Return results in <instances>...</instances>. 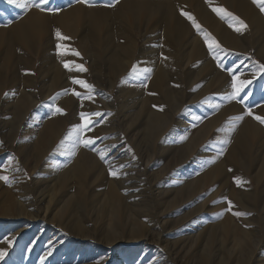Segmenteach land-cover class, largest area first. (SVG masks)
I'll return each instance as SVG.
<instances>
[{"label":"bare ground","instance_id":"1","mask_svg":"<svg viewBox=\"0 0 264 264\" xmlns=\"http://www.w3.org/2000/svg\"><path fill=\"white\" fill-rule=\"evenodd\" d=\"M28 2L39 3V0ZM111 2L105 7H95L88 0H74L65 8L55 6L54 11L30 7L10 25L0 27V87L7 84L10 90L15 91L9 101V113H0V120L6 122L12 117L13 122L21 121L27 114L34 117L38 112L50 115L44 123L38 144L28 151L34 164L42 162V153L54 141L59 144L72 141L74 150L69 155L72 158L70 166L63 170L60 177L52 176L51 183L46 181V187L52 189L56 180L61 184L74 177L77 180L74 188L76 196L80 197L82 179L88 177L96 182L94 189L103 190L108 199V209L102 211L110 222L107 230H97L93 219L83 212L87 209L81 204L63 203L55 211L47 204L42 217H46L48 210L51 213L54 211L46 220L56 219L65 234L82 239L90 236L111 239L116 235V222L121 217L119 210L123 209L119 192L124 186H120L117 178L132 174L145 177L147 173L141 168L124 167L128 156L132 155L139 161L141 153L145 151L147 165L153 156L169 150L168 145L173 140H180L179 134L182 132L186 134V139L173 151L180 159H187L193 150L197 154L200 150V153L207 142L213 145L220 143L226 150L227 141L231 140L232 144H229L223 156L225 159L219 157V162L202 173L197 183L206 184L214 177L224 178L236 173L254 177L257 182L255 196L242 193L239 189L227 192L232 204L253 212L233 226L229 218L220 220L221 234L230 236L239 247L237 255L226 245V255L217 253L215 260L203 257L199 264H264V225L250 224L256 222L254 219L257 217L260 221L264 220V192L259 188L258 180L264 177V123L254 118H264V99L260 101L261 97L255 95L256 91L251 95L256 82L251 83L253 77L250 76V79L249 75L252 72L255 74L257 68L248 67L250 71L241 74L247 64L233 56L234 52L249 50L264 56V12L253 0ZM213 8H222L233 14L244 21L246 27L236 31L235 28L240 25L231 17L222 19L223 13L218 15ZM182 12L191 14L201 31L193 27ZM57 31L68 39L57 37ZM205 34L211 38L209 43L214 39L219 44V49L213 46V50H209ZM65 63L70 65L71 71L64 67ZM77 65L85 71H80ZM39 67L43 70L52 68L54 72L50 78L40 80V98L31 91ZM89 71L93 75V82L101 87L106 86L108 91L102 90V94L95 92ZM233 77H236L237 86L240 81L248 83L235 99H229L234 90ZM74 80L93 86L92 91L73 83ZM114 90L116 98L112 94ZM75 93L80 94L79 99ZM57 107L62 109V113L55 112ZM81 113L101 114L88 117L93 123L89 125L90 130L84 133V138L94 140L88 147L80 143L76 136H68L71 129L84 123ZM188 115L192 118L191 123L184 120ZM190 125L194 127L192 131L190 128L186 130ZM8 135L10 141L14 139V135L13 138L11 134ZM100 153H104L103 160ZM159 160L157 155L153 163ZM111 171L117 175H111ZM159 172L162 175L165 170L160 169ZM196 186L187 182L186 188L173 187L171 191L188 193ZM42 193L39 200L49 203L48 195L51 193ZM51 200L53 206L59 201L58 198ZM22 214L32 220L41 217L31 211H22ZM124 214H127L126 210ZM141 227L131 226L127 236H137ZM29 229L30 225L24 224L13 236ZM215 231L216 228L211 227L202 232V242L214 237ZM26 232L19 241L32 231ZM41 233L34 236L32 244L39 240ZM254 237H262L261 244H252ZM20 247H23V243ZM41 261V264L48 263L43 257ZM126 261L123 264L131 263Z\"/></svg>","mask_w":264,"mask_h":264},{"label":"rangeland","instance_id":"2","mask_svg":"<svg viewBox=\"0 0 264 264\" xmlns=\"http://www.w3.org/2000/svg\"><path fill=\"white\" fill-rule=\"evenodd\" d=\"M73 2L74 0H47V3L41 4V7L46 10L51 8L54 10L55 6L65 8ZM88 2L95 7L101 5L105 7L112 3L111 0H88ZM24 10L15 3H10L9 0H0V27L10 25L12 20L24 13ZM233 56L237 61L247 64L241 74L249 72L251 66L257 68L255 74L252 72L249 75V77H253L251 83L256 82V85L252 87L251 95H254L256 91L255 95L259 96L258 98L261 97L259 100L264 99V71L260 68L261 65H264V56L257 55L252 50L234 52ZM38 71L34 75V88L32 85L30 87L31 91H34L33 93L40 98V80L50 78L54 72L52 68L43 70L42 67H39ZM41 73L44 74L43 78L38 76ZM257 73L259 74L257 75ZM89 75L93 82V75L90 71ZM93 84L94 90L96 93L99 92L98 94H102V90L108 91L106 86L101 87L94 82ZM10 89V85L7 84L0 87V113H9L11 109L9 101L15 95V91ZM115 91L112 94L116 98ZM79 98L80 96H78ZM40 100L42 101V99ZM48 118L50 115L38 112L34 117L27 114L21 121L13 122L12 117L8 118L6 122L0 120V176L8 177L7 182L0 180V246H2L3 252L0 264H41L42 257L47 260V264H123L127 263L126 260H129L130 264H199V260L203 257L206 260H215L217 253L226 255L224 248L226 245L230 246L234 255L238 254L239 247L235 245L230 236L224 237L221 234L219 223L221 218H229L233 226L242 218L252 214L253 211H247L232 204L228 199L227 192L239 189L242 193L255 196V191H257L255 178L236 173L224 178L222 176L214 177L206 184L197 183L202 173L204 174L219 162V157L221 160L225 159L227 149L232 144L231 140L227 141L230 145L226 144V150L220 143L213 145L207 142L200 153V150L198 154L193 150L187 159H180L179 155L173 151L186 139V134L184 133V135L182 132L181 135L178 133L180 140H173L168 145L169 150L157 154L161 160L156 164L153 162L157 155L152 157L150 163L145 164L148 158L145 151L141 153L139 161L132 155L128 156L124 167L128 169L141 168L147 173H145V177L132 174L131 177L117 178V182L120 186H124V189L121 188L122 191L119 192L123 209L119 210L121 217L116 222V235L107 240L101 236L82 239L68 233L65 234L56 219L46 220V217H51L63 203L76 206L81 204L85 210L87 209L83 212L93 219L95 228L107 230L110 222L107 214L102 211L108 209V199L103 190L94 189L96 182L88 177L82 179V196L80 197L76 196L74 188L77 180L74 177L61 184L56 180L52 189L46 187V184L51 183L52 176L60 177L63 170L70 166L72 158L69 155L74 150L72 141L65 143L66 145L54 141L42 153V162L39 165L34 164L28 151L38 144L44 123ZM184 120L191 123L192 118L188 115ZM188 126L186 130L191 129L190 131H192L194 127ZM8 134H11L12 138L14 135V139L10 141ZM160 169L165 170L164 174H160ZM52 172L54 173L52 174ZM174 174L175 177H173ZM236 178L241 181L239 185L236 183ZM258 180L260 185L258 187L264 192V177H259ZM187 182L197 186L188 193L181 191L177 194L171 191L173 187L184 188ZM48 192L51 193L48 195L50 202L40 201V194L47 195ZM51 198H58L59 201L56 205L51 204ZM75 200L78 203H75ZM229 201L232 204L231 210H228ZM47 204L51 205V208L54 207V211L51 213L48 210L46 217L43 218V209ZM262 204L263 202H261ZM124 209L127 214H124ZM195 210L200 211L191 215ZM22 211H31L33 214H40L41 217L32 220L22 214ZM234 212L247 213L248 215L236 216L233 214ZM75 215H79V213ZM189 215L191 216L189 217ZM254 220L256 222H250L251 225H264V220L260 221L258 217ZM24 224L30 225L29 231H23L14 237V232ZM138 224L142 225L138 235L132 237L130 234L128 237L130 227L138 228L140 227ZM211 227L216 228L214 237L202 242L203 233ZM30 231L32 232L19 241L25 232L29 233ZM40 231L42 233L39 240L32 244L34 236ZM9 236L10 239H8ZM260 238L262 237L252 238V244H261ZM22 243L23 247H20ZM121 260L122 262H120Z\"/></svg>","mask_w":264,"mask_h":264},{"label":"snow or ice","instance_id":"3","mask_svg":"<svg viewBox=\"0 0 264 264\" xmlns=\"http://www.w3.org/2000/svg\"><path fill=\"white\" fill-rule=\"evenodd\" d=\"M10 3H15L18 7L22 8V9H28L30 7H37L40 8L41 4H46L47 0H40L39 3H29L28 0H9ZM81 2H85V0H81ZM254 4H257L258 7L260 8V10L262 12H264V0H253ZM214 12H216L218 15H221L223 13V15H221V18L223 19L225 16L227 17H231L232 21H235L236 23H238L240 25V27H236L235 30L236 31H241L242 28L246 27V25L244 24V21L240 20L238 17L233 16V14L226 12V10L222 9V8H213L212 9ZM49 11H54L52 9H49ZM182 15H185L193 24V27H195L198 31H201L200 25L195 21V19L191 16V14L189 13H185L182 12ZM230 27H232L233 25L230 23L229 24ZM57 37H59L60 39H68L67 37H63L61 36V34L59 33V31H57L56 33ZM204 39L205 42L208 44L209 50L212 51L213 50V46H215V48L219 49V44L216 43V41L214 39L211 40V42L209 43V40L211 39L210 36L208 34L204 35ZM58 48H60V45H57ZM73 54L75 55H79L78 52H74ZM64 67L67 68L69 71L72 70V68L70 67V65L68 63L64 64ZM80 71H85V69L82 66L77 65L76 66ZM135 68V66H134ZM261 70L264 71V65L260 66ZM234 83H233V92L231 94V96L229 97V99H235L237 95H239L240 91L242 90L243 86L245 84L248 83V81H240L239 86H237L236 84V77H233ZM73 83H78L81 84L83 87H85L86 89L89 90V92L92 91L93 86L86 84L84 81H79V80H74ZM76 95H80L79 93H75ZM7 95V94H5ZM55 112L56 113H62V109L60 108H55ZM55 114V113H54ZM101 115L100 113H81V119L84 121L83 124L74 127L73 129L70 130L68 136H76L80 143H82L85 147H88L89 145L94 143V140L91 138H84V133L86 131H89V125L92 124L93 122L88 119L89 116H99ZM255 119L259 120L260 123H264V118L261 117H254ZM239 119H242V117H240ZM68 137H66L67 139ZM74 154V153H73ZM100 158L103 160L104 159V153H100ZM111 175L115 176L117 175V173L115 171H111L110 172ZM0 180H4L5 182L8 181V177L6 176H0ZM236 183L239 185L241 183V181L236 178ZM232 208V204L229 201V209L231 210ZM236 216H242V215H248L247 213H241V212H234L233 213ZM3 256V253H0V257Z\"/></svg>","mask_w":264,"mask_h":264}]
</instances>
